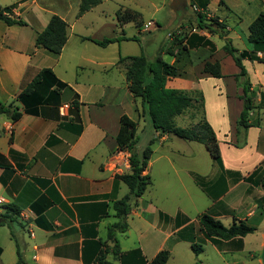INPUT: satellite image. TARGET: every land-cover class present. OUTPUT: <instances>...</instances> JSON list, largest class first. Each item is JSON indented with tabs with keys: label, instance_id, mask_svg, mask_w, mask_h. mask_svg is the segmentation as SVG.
<instances>
[{
	"label": "crops",
	"instance_id": "1",
	"mask_svg": "<svg viewBox=\"0 0 264 264\" xmlns=\"http://www.w3.org/2000/svg\"><path fill=\"white\" fill-rule=\"evenodd\" d=\"M167 1L171 28L163 41H158L154 33L160 27L154 19L161 5L144 21L142 11L118 2L108 14L100 8L102 0H99L96 6L80 15L81 0H0V8L11 7L9 17L25 23L8 26L0 20V103L13 102L45 68L67 85L60 93L58 104L41 105L37 114L22 113L17 121L0 117V216L7 211V205L19 210L16 218L19 232L12 227L11 237L7 226H0V264H16L17 250L22 264H83V240L92 230L85 229L82 235L80 224L82 219L90 222L89 218L100 211L101 208L90 206L96 203L108 206L107 214L97 223L96 239L104 243L106 261L111 264H126L121 255L133 250H139L140 256L132 255V264H142L141 258L150 262L163 250L169 252L165 264H194L193 256L196 259L203 252V245L211 244L199 228L198 217L202 214L221 224L231 218L229 226L243 222L254 228L242 238L240 251L223 248L220 251L211 244L219 257L232 256V262L225 264H264V191L256 186L264 178V98L261 101L260 97L264 94V62L242 61L254 96V109L249 113L254 124L238 129L243 91L235 80L239 69L223 50L224 43L218 47L214 42L216 38L224 39L218 34L197 30L193 16L185 18L183 14L178 19L180 8L200 10L191 0ZM221 1L216 0L217 5H222ZM210 3L208 0L206 10L202 11L206 19L215 16L225 24L210 12ZM126 9L140 15V27L133 22L118 25L115 13ZM52 16L62 19L67 27V40L58 55L34 43ZM130 24L141 39L125 34L124 29ZM224 26L226 38L231 42V29ZM191 33L210 40L215 51L210 53L207 48L193 47L176 58L166 54L172 40L183 38L184 41ZM247 36L248 27L245 36L235 33L234 38L241 44L237 48L239 52L248 49ZM112 38L119 41L105 47L93 42ZM128 41L138 45L137 52L135 48L131 51L122 48ZM176 53L174 46L173 54ZM140 55L149 62L161 57L175 65L178 75L166 80V88L201 94L204 118L215 134L221 166L211 157L208 160L193 145L199 143L176 142L174 136L153 130L143 114L140 99L129 92L125 78L127 61L124 59ZM205 62L218 63L222 77L213 78L205 73ZM17 105L18 111H22V106ZM191 111L175 117V125L186 113L195 120ZM123 115L136 123L135 145L137 132L145 127L150 129L151 155L142 175L149 176L151 184L136 199L135 210H130L127 230L116 232L119 255H114L113 244L106 238L108 226L117 222L112 204L128 194L122 182H117L113 193L114 178L128 172L129 157L138 154L135 146L128 152L116 150L119 120ZM170 187H177L181 192L180 203L175 206L171 202ZM108 195H113L112 199H105ZM201 195L207 205L194 217L199 212L196 205ZM53 200L62 202L68 212L58 203L42 210L45 202ZM160 213L170 218L181 213L189 222L175 229L172 223L159 221ZM130 216L137 218V241L123 247L118 236L131 230L127 223ZM192 243L202 249L197 255L191 250ZM248 245L250 250H246Z\"/></svg>",
	"mask_w": 264,
	"mask_h": 264
},
{
	"label": "trees",
	"instance_id": "2",
	"mask_svg": "<svg viewBox=\"0 0 264 264\" xmlns=\"http://www.w3.org/2000/svg\"><path fill=\"white\" fill-rule=\"evenodd\" d=\"M191 2L200 9V12L195 17L197 30H206L209 34H218L220 38L224 39L223 50L232 58L234 64L239 69V74L235 76V80L243 91V108L237 126L238 129H247L254 124L250 122L249 117L250 111L254 109V96L251 92L250 83L242 61L247 59L249 61L264 62V14H259L248 26V36L246 39L248 49L239 52L232 46L230 40L226 38L224 24L216 18L206 19V15L202 13V11L206 10L208 0H191ZM98 3L99 0H81L78 14L81 15ZM10 11L11 7L0 8V20L4 21L8 26L25 25L21 20H14L9 16L3 15V12L10 13ZM115 16L118 25L133 22L137 27H140L142 23L140 15L128 9L117 10ZM66 30V23L59 17L52 16L45 29L36 35L34 41L35 46L43 48L54 55H58L67 40ZM117 41H119V38L103 39L102 41L93 42L101 47H105ZM172 41V46L166 50V54L175 56V58L182 52H186L187 49L193 47L207 48L210 53L215 51V46L210 40L196 33L189 34L184 38V41L183 38ZM174 46L177 47L176 55L173 54ZM258 54H261V56L258 57ZM124 60L127 61L125 65V78L128 83V90L134 98L140 99L143 114L153 130L160 134L172 135L181 140L192 141L203 145L211 159L221 166L215 134L204 118L203 98L201 94L197 92L188 94L165 87V82L168 78L178 75L175 65L168 64L161 57L156 58L154 62H149L143 55L128 57ZM203 70L213 78L222 77L218 63L211 64L205 62ZM66 88L67 85L60 82L50 69H42L26 88L16 96L13 102L9 104L0 103V117L17 121L22 116V113L37 114L38 107L41 105L58 104L60 93ZM260 97L261 101H263L264 94H261ZM17 104L22 106V111H18L19 107ZM189 109L193 111L192 116L195 118L194 125L185 128L176 126L174 118L182 115ZM119 125L120 127L116 136V150L117 152H128L135 146L134 135L136 123L123 115L119 120ZM150 155L151 149L149 146L139 155H131L128 159V172L117 175L114 178L116 183H114L113 193L116 191L117 182H122L128 188V194L112 204L117 222L108 226L106 238L113 244L112 251L114 255H119L118 242L115 234L116 232L124 233L127 230L126 218L131 210V202L141 197L151 184L149 176L142 175L146 170ZM256 186L264 191V178L259 180ZM112 197L113 195H108L105 199H112ZM53 203L56 202L54 200L45 202L42 205V210ZM57 203L62 210L68 212L67 207L62 202L57 201ZM90 206L101 209L94 213L95 216L89 218L90 222H87V219H82L80 224L82 235H85L83 230H92L90 236L85 237L83 240L82 263L111 264L106 261L107 250L104 249V243L96 239L97 223L107 214L108 206L105 203L90 204ZM5 209L7 210L5 214L0 216V226H7L10 231V236L13 237L11 233L12 224L16 222L19 210L14 205H7ZM32 209L35 210V207L32 206ZM159 221L164 223L170 222L177 229L188 223L189 219L181 213H178L174 218L160 213ZM198 224L205 239L220 251H222V248L226 251L242 250V238L254 231V228L246 226L243 222L233 223L229 227H224L219 221L214 220L207 214H202L198 217ZM191 250L195 255L202 251L201 247L194 243L191 244ZM135 254L140 256L139 250H133L123 254L121 255V259L126 264H132L131 256H135ZM16 255V264H22L23 262L18 250L16 251ZM168 257L169 252L163 250L158 252L150 262H145L142 258L141 260L142 264H165Z\"/></svg>",
	"mask_w": 264,
	"mask_h": 264
},
{
	"label": "rangeland",
	"instance_id": "3",
	"mask_svg": "<svg viewBox=\"0 0 264 264\" xmlns=\"http://www.w3.org/2000/svg\"><path fill=\"white\" fill-rule=\"evenodd\" d=\"M187 1H190V0H187ZM222 1L224 2V4ZM222 1H221L222 5H217L216 0H211L210 7H209L210 12H213L217 17H220L222 19V22H225L224 25H227L231 29V32H230L231 37H232L231 44L235 49H237L238 47H240L241 44L239 40H236L234 38L235 33H237L238 35H243V36L247 34V27L249 26V24L252 23L259 14H264V3H262L260 0H222ZM115 2H118L121 5H125V7H130L131 9H134L136 11H142V16H143L144 21H148L149 17L152 14L153 9L157 8L158 6L160 7L161 5L160 11L155 16V19H154V21H156L158 26L160 27V30H158L154 34L158 41L159 40L163 41L166 33L171 28V26H169V21L167 18L168 10H169V4L167 0H102V7L100 8H103V10H106L107 12L106 14H108L109 11L114 8ZM152 4L154 5L152 6ZM180 10L181 11H178L179 13L177 14L178 19L181 16H183V14L185 18L190 17V16H193L194 18L196 17L198 13L195 10H192V7L191 9L190 8H180ZM213 18H215V16H213ZM124 31L127 36L133 35L137 39L138 35L136 33V28L132 24H130L126 29H124ZM138 38L141 39L140 37ZM214 42L218 47H221V45H223L224 43L223 40H220L217 38L214 40ZM124 47L129 48L130 51L133 48H135L136 52L138 49V45L135 43H131V41L126 42L124 46H122V48ZM184 116L185 117L181 118L180 120L178 119L176 121L177 126L183 127V125H186L184 127H188L187 125H191L195 122V120H192V118H190L189 113H186ZM136 138H137V143L135 145L137 149L136 152L140 154L141 151L144 150L148 146L149 139H150V129H148V127L141 128L137 132ZM173 139L176 142L186 143L185 141L176 139L175 137H173ZM193 145L200 148L203 156L208 158V160H211L210 156L206 152L203 145L201 144L200 145L193 144ZM154 146H156V143L154 144ZM158 189H159V186H158ZM158 189L156 190L158 191ZM169 192L172 193L171 202L173 203V206L180 203L181 197H179L178 195L181 194V192H179V188L170 187ZM135 202L136 201L131 202V209L135 210V207H136ZM206 205H207V201L205 197L201 195V198L198 201V205H196V208H199V212H197V214H193L194 217H197L198 214L202 213ZM191 213H195V212H191ZM127 223L129 224L131 230L128 231L124 235L118 236V241L121 242L123 247H127V246L130 247V244L132 242L137 241V236H136L137 218L130 216L128 217ZM222 224L225 227H228L231 224V218L223 220ZM12 227H13L12 230H14L15 232H19V226L17 222H14L12 224ZM8 231L9 230H7V234L9 233ZM197 244L201 245V242H197ZM246 250H250L249 245L246 247ZM188 255H190V253H188ZM193 258H194L193 260L194 264L195 263L225 264L230 261L232 262L233 260L232 256L230 255L222 254L219 257L216 251L213 249L211 244L203 245V252L199 256H197L196 259H195V256H193Z\"/></svg>",
	"mask_w": 264,
	"mask_h": 264
},
{
	"label": "built area",
	"instance_id": "4",
	"mask_svg": "<svg viewBox=\"0 0 264 264\" xmlns=\"http://www.w3.org/2000/svg\"><path fill=\"white\" fill-rule=\"evenodd\" d=\"M193 10H195L196 12H200V10H197L195 7H193ZM4 16H9V13L3 12ZM127 166L129 167V163L127 162ZM1 203V201H0Z\"/></svg>",
	"mask_w": 264,
	"mask_h": 264
}]
</instances>
